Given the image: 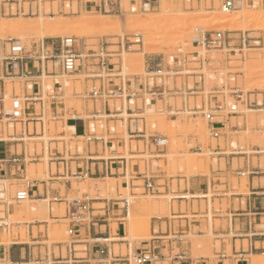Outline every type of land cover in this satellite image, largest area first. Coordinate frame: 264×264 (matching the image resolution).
I'll list each match as a JSON object with an SVG mask.
<instances>
[{"label":"rangeland","instance_id":"1","mask_svg":"<svg viewBox=\"0 0 264 264\" xmlns=\"http://www.w3.org/2000/svg\"><path fill=\"white\" fill-rule=\"evenodd\" d=\"M100 1L102 0H0V23H5L7 27L38 22L45 24L50 22L51 17L61 19L57 23L61 28L57 36L43 38L40 30L28 34H18L19 32L10 28L1 29L0 45L8 43V40L12 39V42H18L20 47L30 51L32 46H37L44 40L48 44L51 41L73 38L78 48L84 46L85 50H94L99 43L105 42L109 44V50L116 51L118 50L116 44L121 40L129 39V41L134 42L138 38V43L132 44L130 49L119 50L118 56L110 59V69L116 67L115 70L118 71L115 72H121L124 77L144 78L146 77L145 61L154 58V61L163 60V65L169 66L170 69L176 64L182 67L181 76L175 79L177 88L181 87L186 77L189 88H193L194 82L199 83L201 78L202 88L198 94L193 96L184 94L168 97L166 104L156 101L152 107L143 108L142 113L136 117L140 124L139 128L141 129V124L146 127V136L159 135L167 143L165 146L158 147V150L154 146L148 147V145L139 143L138 153L129 154L128 148H126L122 155L126 159H132V164L139 166L141 174L156 183L158 191L154 193L146 191L142 182L135 183L134 187L137 188L131 190V187L123 189L121 180L106 178L93 181L85 179L73 183L72 188L75 195L71 196L70 200L81 198L84 194L88 195L89 198L113 199L118 193L128 199L130 214L124 223L123 243L129 244L130 249L138 248L150 241V223L161 218L158 222H162L163 231L166 230L165 223L170 224L176 231L179 226L185 228L186 231L188 230L187 226H190V231L188 230L185 234V240L191 244L192 250L196 251L198 256L213 258V251H219L220 246L225 244L227 245V254H230V240L235 232L226 230L223 215L230 208L237 210L242 207L244 209L246 198L249 196L247 176H238L234 171L238 166L241 167L244 162H249L253 166L260 167L256 170L264 172V0H241L236 4L234 10H229L227 15L222 9L224 0H156L153 8L149 11L140 8V0H134L136 3L134 10L126 8L127 3L131 0H120V11L113 10L102 13L99 12L98 8L96 10L90 8L94 3L98 5ZM45 3H49L50 7L45 9ZM158 3L165 5V8L159 7ZM85 4L88 5L87 8H84ZM8 7L12 8L9 15L1 14L2 10ZM20 7L23 8V13L19 11ZM71 10L74 11V14L69 13ZM244 10L252 11L250 12L252 15L258 16L259 14L261 17L258 16L259 18L256 17L251 21L249 18L248 24L244 27L239 25V22H236V25L235 20L239 19L241 11ZM223 18L227 19L228 22L219 24ZM151 19L154 22L151 23L152 29H158L157 31L154 29L156 32L154 34L151 33L153 32L150 29L151 24L149 25ZM87 20H104L107 23V28L100 30L99 28L91 29L93 27L83 29L72 27L77 22ZM145 21L150 22L146 23ZM130 22L133 24L132 28L138 24L139 26L143 25V23H146L147 26L145 29L144 25L143 28L137 26L134 30L131 28ZM148 25V31L152 30L151 32L146 31ZM114 26L118 28L116 29ZM136 28L141 29L136 30ZM145 31L148 32V35ZM214 31L245 32L249 37L248 45L240 54L207 50L197 45L198 38ZM160 35L165 39L160 38ZM157 36L159 37L155 41ZM168 39L174 42L171 41V44H168L170 43ZM176 41L179 43V48L173 46ZM143 53L145 54L142 56ZM111 78H105V80ZM85 81H89L87 90H90L91 80L86 79L84 72L63 76L67 95H71L74 89L78 96L76 99L73 98V101L69 102L68 105L75 106L81 112L80 109L84 106V102L88 101L90 110L93 108V103L99 110L100 102H93L85 96ZM168 81L169 88H172L173 80ZM45 82L44 92L50 94V79ZM95 84L98 85V82ZM231 88H236L249 105L239 104L237 113L232 117L229 116L231 117L230 121H226L221 136L215 139L210 135L207 120L203 116L207 113H213L214 98L212 91L215 89L220 91L217 95L219 102L227 107L235 103V96L231 95ZM6 92L8 94L5 100L6 106L7 109L11 110L12 106L9 107L8 104L12 100V96H10L11 84L9 83ZM8 99L11 100L8 102ZM256 102L258 106H255ZM109 104L110 106L115 105L117 108L122 106L124 109L122 116L124 122L115 124L117 130L123 131L127 139L125 133L127 126L125 110L127 107L125 102L116 100L110 101ZM167 104L179 111L176 118H168L173 113L169 114L165 109L164 106ZM138 106H140L139 101ZM194 107L202 110H198L196 116H191L192 111L190 110ZM130 108L133 109L134 107L130 106ZM162 109L163 112H159ZM226 113L227 110L223 112L224 117ZM3 125L12 132L14 128L20 131L22 124L3 121ZM90 125L95 126L100 131L105 127V117L95 123L90 122ZM109 127L114 128V124L110 123ZM67 128L66 131H68ZM44 129L46 134L40 140L46 146L47 140L52 138L55 132L50 118L44 119ZM61 131L59 125L57 132ZM25 140L28 141L31 153L35 144L40 149L39 139L28 140L25 138ZM131 145L132 150H135L136 144L132 142ZM69 146L73 154L76 151L78 154H83L84 140L82 138L77 141L73 140ZM117 151L122 152L121 149H117ZM155 155H159L157 160L164 161L163 167H152V162L156 160ZM47 161L48 158L45 156L43 163L36 166L30 165L26 178H37L46 174ZM230 164H232L231 170L229 169ZM255 176L257 178L254 179L253 186L256 188L261 186L264 191V173ZM218 184L220 185L217 186ZM190 185L193 186L194 190L188 193L186 188H189ZM21 188L13 185L10 189L14 199L16 192ZM16 203V201L11 202L15 207L19 206V210L26 208L30 212V209L35 208V212L31 211L34 217H37L38 220H46L48 241L44 244L50 246L53 243L68 241L66 234L68 221L49 219L50 208L53 212H58L59 217H61L64 215V205H50L47 201L44 203L22 201L17 203L19 205ZM159 205L163 207L160 208ZM173 216L175 218H172ZM24 220L25 218L21 213H16L9 218L8 223L12 226L16 221L22 223ZM132 226L136 228L134 231L129 230ZM220 227L223 231H218ZM111 228L114 232L121 233V226H117L116 223L112 224ZM10 229L15 230L12 233H19L22 237L26 234V228L22 225L18 229L14 227ZM40 230L43 231L44 229L40 228ZM146 232L148 235L143 236ZM119 236L121 237L122 233ZM238 244L239 242H236L237 247ZM76 249L80 248L76 247ZM114 249L115 253H118L119 249L122 254L126 253L125 245L114 246ZM249 260L250 264H264V255L262 257H250Z\"/></svg>","mask_w":264,"mask_h":264},{"label":"crops","instance_id":"2","mask_svg":"<svg viewBox=\"0 0 264 264\" xmlns=\"http://www.w3.org/2000/svg\"><path fill=\"white\" fill-rule=\"evenodd\" d=\"M87 7L88 5L85 4L84 8ZM90 8L96 10L97 4L94 3ZM9 40L8 43L0 45L2 55L0 59V114L8 112L5 100L8 96L6 87L9 83L11 84L10 96L17 102V107L24 109L25 123H21L20 131L14 128L10 132L0 121V264H53L55 259L64 258L70 247L77 250V256L86 255L91 258L98 257L97 250L100 248H107L113 254L123 255L120 249L118 253H115L114 249V246L122 245H125L126 253L137 254L144 245L130 249L129 244L123 243L124 227L120 230L122 233L120 237L121 233L114 232L111 228V225L116 223L114 219H111L107 225L103 223L94 226L85 225L78 237L75 238V244L64 242L48 246L44 244L48 241L46 221L34 217L31 209L30 212L26 208L19 210V206L15 207L11 204V202H15V199L10 189L13 185L17 188L22 187L24 181L29 182L28 202H42V200L53 197H58L63 201L70 200V197L75 195L72 188L73 183L83 181L76 180L71 175L88 171L90 172L89 180L98 181L106 178L121 180V187L123 189L131 187V190L137 188L134 187L135 183L142 182L144 188V183L149 181L158 191L156 183L142 175L139 166L132 164L133 160L126 159L122 154L126 148H128L129 154L138 153L139 143L152 147L154 146L152 144L153 137H162L159 135L146 136V127L143 124H141V129L139 128L140 124L136 117L142 113L143 108L139 111L134 109L130 113L128 112L129 106L127 107L125 111L127 116L126 139L124 132L118 131L115 124L124 122L122 107L120 112H115L116 106H110L109 101L107 102L109 108L100 102L99 110L96 109L95 103L90 110L88 101H85L80 112L75 106H69L68 103L72 102L73 98H78L76 92L73 89L72 94L67 95L66 86L63 84L65 74L62 73L58 62L56 60L41 62L37 50L43 44L47 49H53L55 55H58L60 40L51 41L48 44L44 40L37 46H32L30 51L20 46L15 48ZM74 47L77 52L87 51L84 46L78 48L75 44ZM156 62L158 61H154V58L148 59L145 61V67ZM167 67L165 65V68ZM115 69L116 67H114L113 76L110 79L111 84L120 86L124 82L134 80V89L139 88L142 78L124 77L121 72H115L118 71ZM49 79L51 93L47 94L44 92V86L45 81ZM185 80H188L187 77ZM88 82L85 81V94L88 91ZM90 82L95 85L96 81L91 80ZM135 106L137 108V101ZM164 107L169 114L176 112V109L169 104ZM176 116L171 114L168 118L172 119ZM229 116H219L222 119L221 130L225 129L226 121H230L232 116ZM102 117H105L104 128L98 131L95 126L90 127V122L100 121ZM46 118H50L55 132L44 146V142L40 139L46 134L44 129V119ZM110 123L114 124V128L109 127ZM59 125L62 131L58 133ZM66 128L68 131L65 130ZM47 133L49 132L47 131ZM87 137H99L100 140L86 141ZM25 138L28 140L39 139L40 149L35 144L31 153ZM80 138L84 140L85 144L83 154H78V151L73 154L69 143ZM132 142L136 144L135 150H132ZM154 147L158 150V147ZM117 149H121L122 152L119 153ZM45 156L48 158L47 173L42 177L26 178L28 167L43 163ZM158 156H154L156 160ZM231 165H229L230 170L232 169ZM256 169H260V167L244 162L234 171V173L242 171L247 174L249 196L246 198L244 209L242 207L237 210L230 208L223 215L226 230L235 232L230 240V254H227V245L225 244L220 246L219 251H213V258L198 256L197 252L192 250L191 244L185 240V234L188 230L190 231V226H187V231L181 226L176 231L170 224L165 223L166 230L163 231L162 222H158L161 218H157V221L150 223L151 240L145 243L159 256L153 264H250V257L264 255V191L261 186L257 188L253 186L254 179L257 178L253 174L264 172ZM35 175L37 176V174ZM226 187L228 188V185ZM186 190L190 193L194 188L190 185ZM119 196L121 194L118 193L116 197ZM82 197L89 198L86 194ZM95 203L97 202H91V205ZM16 205L19 204L16 203ZM16 213H21L25 220L11 226L8 220ZM178 217L186 218L187 216ZM49 219L52 220L51 208ZM20 225L26 228V234L23 237L17 233L10 236L8 240L9 236L2 238L4 229L7 227L18 229ZM40 228L44 230L41 231ZM156 228L157 230H155ZM218 231L223 230L220 227ZM236 242H239L238 247ZM76 247L80 249H76Z\"/></svg>","mask_w":264,"mask_h":264},{"label":"built area","instance_id":"3","mask_svg":"<svg viewBox=\"0 0 264 264\" xmlns=\"http://www.w3.org/2000/svg\"><path fill=\"white\" fill-rule=\"evenodd\" d=\"M241 0H224L222 9L225 10H234L236 4ZM118 2V3H117ZM130 2H134L131 0ZM156 0H140V8L144 11H149L153 8ZM120 0H102L97 5L99 12L106 13L113 10L120 11ZM134 10V9H132ZM19 11L23 13V8H19ZM248 35L245 32H221L214 31L204 34L202 37L198 38L197 45L201 46L207 50H220L225 51L228 54L242 53L243 49L248 45ZM139 39H135L134 42L129 41V39L121 40L118 42V50H109V44L101 42L97 45V48L94 50H87L86 52H77L75 51L76 41L73 38H65L60 40L58 55H55L53 49H47L43 44L38 47L39 59L42 62L43 60L52 62L56 60L60 66V69L63 74L69 75L76 72L83 71L86 75V79L96 80L98 85H92L90 90H88L85 96L96 102H103L109 108L107 102L109 101H120L125 102V106L128 107V112L132 113L133 110L137 109L142 110V108L152 107L153 103L160 101L166 104V98L174 97L178 95H187L193 96L198 94L202 88L201 78L199 83L194 82L193 88L188 87V82L184 79V83L181 87L177 88L175 85V79L178 76H181L182 67L178 64L174 65L170 69L168 66L165 68L163 65V60H159L155 64L147 65L146 67V77L142 78L141 83L138 89H134L133 81L129 80L122 83L120 86L111 84L110 80H105V78H111L113 76V68L110 69V59L117 57L119 50L130 49L132 44L138 43ZM86 54V55H85ZM85 60H87L85 62ZM94 61V64H92ZM137 78V76H133ZM172 79V88H169V81ZM107 81V82H106ZM151 81V82H148ZM231 95L235 96V103L231 104L230 107L222 104L218 101L217 95L220 93L218 89L212 91L214 98V110L213 113L204 114V118L207 120L210 135L213 138H219L221 136L222 119L219 116H224L223 112L227 110L225 116H233L237 113V107L239 104L249 105L241 95V93L236 88H231ZM222 95V94H221ZM136 101L140 102V106H136ZM130 106L134 108L131 109ZM255 106H258L256 102ZM122 107V106H121ZM120 107V108H121ZM8 109V112L5 114H0V121L5 122H20L25 123L24 113L19 112L17 107V102L14 101V104ZM120 108H117L115 112H120ZM124 110V109H123ZM199 109L194 107L191 109V116H196ZM126 111V110H125ZM159 112H163L159 110ZM179 111L176 110L172 115H178ZM218 117V118H217ZM216 119V120H215ZM221 119V120H219ZM92 128V125H90ZM99 141V137H87L86 141L90 140ZM163 138L153 137V145L156 147L163 146ZM238 176H246L247 174L242 171L237 172ZM260 173H254L253 175H259ZM76 180H85L90 176V172H78L71 175ZM29 182L24 181L22 188L16 192L15 201L20 203L22 201L28 200ZM144 189L148 192L154 193L156 189L154 185L146 181L144 183ZM91 202H97L94 205H91ZM50 204H61L64 205V215L59 217L53 216V210L51 209L52 219L58 221H68L67 227V237L68 244H75L74 240L78 237L79 232L85 227V225L94 226L99 223L107 225V223L114 219L117 226H121L123 229L124 223L127 221L130 214V202L128 199L119 196L113 199L106 198H75L71 200H61L58 197H53L49 201ZM97 207H94V206ZM77 250L73 247H70L68 254L64 258H57L53 261V264H153L159 258L150 247L144 245L140 248L137 254H132L131 252L119 255L113 254L108 251L107 248H100L97 250L98 257L91 258L90 256H77ZM87 253V251L85 250Z\"/></svg>","mask_w":264,"mask_h":264},{"label":"bare ground","instance_id":"4","mask_svg":"<svg viewBox=\"0 0 264 264\" xmlns=\"http://www.w3.org/2000/svg\"><path fill=\"white\" fill-rule=\"evenodd\" d=\"M46 4V3H45ZM159 4V3H158ZM50 7V4L49 3H47L45 6H44V8L46 9V8H49ZM159 7H161V8H165V5H163L162 3H160L159 4ZM126 8L128 9V10H132V9H135L136 8V4H134L133 2H128L127 3V5H126ZM6 10V11H5ZM10 10H12V8H10V7H8L7 9H3L2 10V12H1V14H3V15H6V16H8L9 15V13H10ZM223 11H224V14H228L230 11L229 10H225V8H223ZM250 12H252V11H241V15L238 17L239 19L238 20H235V24L237 25V23L239 22V25H241V26H246L247 24H248V20H249V18H250V21L252 20V19H255L256 17H258L259 16V14H258V16H255V15H252V13H250ZM69 13H71V14H74V11H70ZM259 13V12H258ZM255 14V13H254ZM252 16H254V17H252ZM252 17V18H251ZM259 17H261V15L259 16ZM258 17V18H259ZM152 19H154V18H152ZM150 20V21H145L146 23L148 22H150L149 23V25L151 24V23H154V22H152L153 20ZM162 19V18H161ZM165 19V18H164ZM42 20V19H41ZM60 18H53V17H51L50 18V22H46L45 24H44V22L43 23H40V22H38V23H36V24H33V23H27V24H22V25H16V26H11V27H7L6 25H5V23L4 24H1L0 23V30L1 29H4V28H10L11 30L13 29L15 32H19L18 34H28V33H30V32H33V31H37V30H40L41 31V34H42V36H43V38L44 37H49V36H57L58 35V32H59V30L61 29L60 28V26H59V24H57V23H59L60 22ZM43 21V20H42ZM41 21V22H42ZM162 21V20H161ZM165 21H166V19H165ZM134 22V21H133ZM136 22V21H135ZM163 22H164V20H163ZM228 22V20L227 19H225V18H223V19H221V21L219 22V24H226ZM237 22V23H236ZM128 23V22H127ZM131 23V22H130ZM146 23H143V25H144V29L146 28V26L147 25H145ZM156 23V22H155ZM234 23V22H233ZM73 24V23H72ZM117 24V23H116ZM126 24V23H125ZM132 24V23H131ZM136 24V23H135ZM161 24H162V22H161ZM70 25V24H69ZM68 25V26H69ZM75 26H72V27H75V29L76 28H78V29H83V28H89V27H93V28H91V29H97V28H99L100 30H103V29H105V28H107L106 26H107V23H106V21H104V20H102V21H91V20H87V21H82V22H77V24H74ZM143 25H140L139 26V24L137 25V26H139V27H141V28H143ZM149 25H148V29L146 30V31H148L149 30ZM238 25V26H239ZM117 26V25H116ZM127 26V25H126ZM130 26V24L128 25V27ZM132 26H133V24L131 25V28H132ZM137 26H134V28L135 27H137ZM157 25L155 24V27H156ZM231 26H233V25H231ZM71 27V26H70ZM69 27V28H70ZM154 27V26H153ZM114 28H118V27H115L114 26ZM134 28H132V29H134ZM141 28H136V30H139V29H141ZM150 29H152V24H151V26H150ZM155 29V28H154ZM154 29H152L153 30V32H151V31H148V32H151V33H156V32H154ZM184 29V28H183ZM85 30V29H84ZM90 30V29H89ZM135 30V29H134ZM143 30V29H142ZM158 29H155V31H157ZM145 31V32H146ZM148 32H146L147 33V35H148ZM80 33V32H79ZM185 33V32H184ZM183 33V34H184ZM40 34V33H39ZM40 34V35H41ZM158 37L159 36H157V38H155V41H156V39H158ZM162 37V35H160V38ZM159 38V39H160ZM168 38V37H167ZM162 39H165L164 37H162ZM147 40H149L148 38H147ZM153 40V39H152ZM167 40V39H166ZM169 40V42L170 43H168L167 41H165V42H167L168 44H171V41H170V39H168ZM13 40L11 39V40H9V42L11 43ZM174 41H172V43H173ZM177 42V41H176ZM174 43V47L175 48H179V43L177 42V43ZM12 44H13V46L15 47V48H18L19 46H20V44L18 43V42H12ZM184 44V43H183ZM149 45V44H148ZM172 46V45H171ZM181 46H183V45H181ZM187 46V45H186ZM188 46H190L189 44H188ZM184 48V47H183ZM186 48V47H185ZM145 53H147L146 51H145ZM145 53H143L142 54V56L145 54ZM141 56V55H140ZM139 57V56H138ZM141 58V57H140ZM137 60H139V59H137ZM141 60V59H140ZM141 62H142V60H141ZM9 100H11V99H8V102H9ZM6 103V102H5ZM13 103H14V100L12 99L8 104H9V107L10 106H12L13 105ZM7 104V103H6ZM6 104H5V106H6ZM8 107V108H9ZM6 108H7V106H6ZM18 110H19V112L22 114L23 112H24V109L22 108V107H18ZM164 140V139H163ZM167 142H166V140H164L163 142H161V144L163 145V146H165V144H166ZM172 144H174V142H172ZM170 146H172V145H170ZM171 149H172V147H171ZM184 163V162H183ZM181 164V163H180ZM165 165V163H164V161L163 160H155V161H153L152 162V167L153 168H157V167H163ZM46 166V165H45ZM45 170H46V168H45ZM181 170V169H180ZM179 171V170H178ZM182 171V170H181ZM26 201H28V200H26ZM41 201V200H40ZM45 202L47 201L48 203H49V201H50V199H46V200H44ZM44 201L42 200V202L44 203ZM163 205V204H162ZM160 206V208L161 207H163V206H161V205H159ZM32 210L35 212V208H32ZM175 212V211H174ZM45 213V212H44ZM41 215V214H40ZM58 215V212H53V216H57ZM166 217V216H165ZM169 217V216H168ZM45 218V217H44ZM172 218H175V216H173ZM46 221V220H45ZM17 222H19V221H16V223ZM136 228L135 227H133L132 226V228H130L129 230H132V231H134ZM26 230V229H25ZM15 230H11L10 228L9 229H5L3 232H2V238H7L8 236L10 237L11 236V234H14V233H12V232H14ZM131 231V232H132ZM144 235H148V232H146L145 234H143V236ZM142 239V238H141ZM146 239V238H145ZM115 240H117V239H115ZM259 257H260V255H259ZM262 257V256H261Z\"/></svg>","mask_w":264,"mask_h":264}]
</instances>
